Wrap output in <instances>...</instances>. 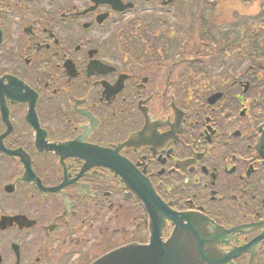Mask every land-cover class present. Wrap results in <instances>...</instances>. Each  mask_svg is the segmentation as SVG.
<instances>
[{
	"label": "flooded vegetation",
	"instance_id": "flooded-vegetation-1",
	"mask_svg": "<svg viewBox=\"0 0 264 264\" xmlns=\"http://www.w3.org/2000/svg\"><path fill=\"white\" fill-rule=\"evenodd\" d=\"M194 212L264 264L261 0H0V264H89Z\"/></svg>",
	"mask_w": 264,
	"mask_h": 264
},
{
	"label": "water",
	"instance_id": "water-1",
	"mask_svg": "<svg viewBox=\"0 0 264 264\" xmlns=\"http://www.w3.org/2000/svg\"><path fill=\"white\" fill-rule=\"evenodd\" d=\"M177 227L167 242L152 230L149 244H130L114 249L92 264H225L229 256L220 255L210 248L211 237L205 230L206 221L193 216L182 224L176 216Z\"/></svg>",
	"mask_w": 264,
	"mask_h": 264
},
{
	"label": "rangeland",
	"instance_id": "rangeland-1",
	"mask_svg": "<svg viewBox=\"0 0 264 264\" xmlns=\"http://www.w3.org/2000/svg\"><path fill=\"white\" fill-rule=\"evenodd\" d=\"M261 2L264 4V0H261ZM254 4V3H253Z\"/></svg>",
	"mask_w": 264,
	"mask_h": 264
}]
</instances>
